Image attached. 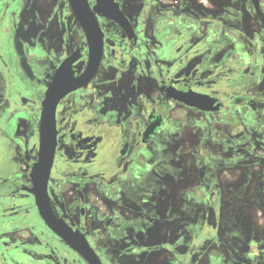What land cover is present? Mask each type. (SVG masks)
<instances>
[{"label":"flooded vegetation","instance_id":"obj_1","mask_svg":"<svg viewBox=\"0 0 264 264\" xmlns=\"http://www.w3.org/2000/svg\"><path fill=\"white\" fill-rule=\"evenodd\" d=\"M87 1L103 34V56L97 74L56 109L48 181L54 216L83 236L102 264H264V241L243 239L240 223L232 221L226 225L238 243L227 248L209 221L211 213L235 214L251 192L264 209V175L252 191L255 172L245 183L224 177L242 164L251 170L252 163H264V30L249 32L243 21L246 6L264 27L262 0H219L226 5L219 17L195 14L200 24L225 32L203 52L192 46L199 28L192 14L204 0H105V12L118 6L128 29L94 12L99 0ZM67 3L83 39L40 86L21 65L32 63L35 49L23 46L17 56L22 0H0V133L7 156L0 165V264H89L49 227L34 193L47 92L68 58L78 53L76 79L90 59L87 33ZM186 11L190 15L180 17ZM237 37L248 39L247 53L230 49ZM42 60L46 68L45 52ZM180 90L212 103L189 106ZM191 116L199 118L193 127L184 124ZM224 117L232 128L222 126ZM187 127L192 131L183 144L176 135Z\"/></svg>","mask_w":264,"mask_h":264},{"label":"rangeland","instance_id":"obj_2","mask_svg":"<svg viewBox=\"0 0 264 264\" xmlns=\"http://www.w3.org/2000/svg\"><path fill=\"white\" fill-rule=\"evenodd\" d=\"M201 1V0H196ZM219 0H204L203 3L195 6V10L192 14V21L199 26L196 30V35H193L192 46L198 44L196 50L199 49L202 52L205 51L208 47H210L209 43L214 44L215 41H218L220 35H224V31H219L217 25L213 24H200L197 16L195 14L207 13L210 17H219L223 12V8L226 5L216 4ZM262 6L264 9V0H262ZM136 13H138L141 8L140 4H136ZM245 14L246 17H242L244 24L248 28L249 32H257L259 29H263L261 23L253 14H249L247 11V7L245 6ZM17 16L16 18V27L15 32L17 37L15 38V45L20 53L17 56H22V47L31 46V51L34 50V54L32 56V63L26 64L24 60H22V67L33 73V77L36 80H39L41 83L45 84L49 81L52 71L54 67L60 62L62 56H64L67 52L71 51L72 48L79 44L83 39V32L79 24L77 23L74 15L70 12V7L67 3V0H22V4L17 7ZM180 17H184L185 15L189 16L190 11H186L180 14ZM191 19V18H190ZM212 19V18H210ZM175 26V25H174ZM175 31H179V27H174ZM174 31V30H173ZM263 41L259 42L260 45L264 46V32L262 33ZM226 38H230L233 41V36H226ZM237 40L234 46H231L230 49H234L239 47L243 48V52L247 53V48L250 47L248 39L235 38ZM208 43V44H207ZM207 47V48H206ZM46 53L47 67L42 66L41 63H44V58L42 57ZM246 57L247 54H246ZM249 62V61H247ZM163 69H161V73H167L168 70L167 65H161ZM165 69V70H164ZM130 77V75H127ZM260 105H264V102H260ZM264 109V108H263ZM187 118V117H186ZM185 118V119H186ZM261 119L260 126L264 128V123H262ZM194 121H199V118L196 116H191L187 121H185L186 126L193 127ZM232 123V126H230ZM222 126L230 129L233 127V120L223 118ZM187 127L186 129H182L177 133L179 142L185 144L187 141L186 137L189 135V131H192V128ZM264 133V130L260 131ZM257 133V135L260 134ZM3 135L0 133V165L3 161H7V156L5 155L6 149H4V142L2 141ZM184 137L183 139H180ZM195 142V141H194ZM190 147V146H189ZM186 150H188V148ZM264 150V149H263ZM263 152V151H262ZM255 172L256 176L249 178L253 179L251 191L256 188V185L259 179L264 175V163L257 162L255 164H251V170L247 169L244 164L241 165L240 170H236L231 173L226 170L225 178L229 180V175L236 179H240L242 183H245L248 174L250 172ZM264 177V176H263ZM193 186L196 187L194 184ZM227 199V198H226ZM256 198H254L253 192L246 198V202L243 199L240 206V210H236L235 214H230L228 211L221 214V217L218 215H214L211 213L209 216L210 223L215 224L217 230L219 229L220 234L225 241L223 243L227 248L234 247L237 240H234L233 230L231 227L227 226L232 221H238L240 223L243 230L241 231V237L243 239L252 236V241L255 243H262L264 241V209L258 207L254 202ZM231 199L225 203L226 207L231 208L232 204H229ZM264 204V196L260 199ZM245 205V206H244ZM244 206V207H243ZM244 232H246L244 234ZM243 247V246H242ZM261 249H264V245H262ZM217 249L214 248L212 254L215 255Z\"/></svg>","mask_w":264,"mask_h":264},{"label":"water","instance_id":"obj_3","mask_svg":"<svg viewBox=\"0 0 264 264\" xmlns=\"http://www.w3.org/2000/svg\"><path fill=\"white\" fill-rule=\"evenodd\" d=\"M69 2L81 22L83 29L87 33L90 45V59L84 74L76 79L72 65L78 59L76 56L78 53L68 58L61 66L50 90L47 92L46 99L43 103L40 160L34 167L33 173L34 193L36 194L40 213L49 227L57 235L62 237L67 244L76 249L89 264H102L97 254L93 252L83 239V236L74 233L62 221L58 220L49 205L48 181L56 148L55 115L58 103L66 94L83 86L97 74L103 56V34L88 1L69 0ZM106 8L107 2L105 0H99V4L94 8V12H102L105 17L121 23L127 29L129 28L127 20L122 16L118 6L115 8L114 14L106 13ZM177 96L185 104L200 109H206L212 103L210 98L195 94L191 91L180 90L177 92Z\"/></svg>","mask_w":264,"mask_h":264},{"label":"crops","instance_id":"obj_4","mask_svg":"<svg viewBox=\"0 0 264 264\" xmlns=\"http://www.w3.org/2000/svg\"><path fill=\"white\" fill-rule=\"evenodd\" d=\"M174 262H177V260L176 259H174ZM146 263H148V264H152V262L151 261H147ZM153 264H155V262H153ZM159 264H162L161 262H159Z\"/></svg>","mask_w":264,"mask_h":264}]
</instances>
